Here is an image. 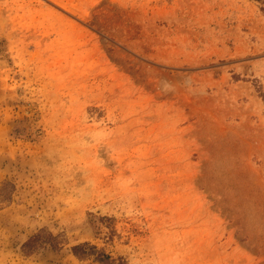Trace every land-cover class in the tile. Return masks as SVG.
Listing matches in <instances>:
<instances>
[{"label": "rangeland", "instance_id": "obj_1", "mask_svg": "<svg viewBox=\"0 0 264 264\" xmlns=\"http://www.w3.org/2000/svg\"><path fill=\"white\" fill-rule=\"evenodd\" d=\"M0 264H264V0H0Z\"/></svg>", "mask_w": 264, "mask_h": 264}, {"label": "trees", "instance_id": "obj_2", "mask_svg": "<svg viewBox=\"0 0 264 264\" xmlns=\"http://www.w3.org/2000/svg\"><path fill=\"white\" fill-rule=\"evenodd\" d=\"M35 237H37V236H35ZM49 238L54 239V237L51 235L49 236ZM25 245L26 246L29 245L32 247L33 243L31 241V242L26 243ZM94 248L95 247H91L90 245H88V243L84 242V243H79V244L73 245L71 247V250H72L73 254H75L76 256L83 257L85 255L92 254V252L90 250H95ZM109 257L110 256L106 253L98 252L96 260L99 261L100 263H106V261L109 260Z\"/></svg>", "mask_w": 264, "mask_h": 264}]
</instances>
